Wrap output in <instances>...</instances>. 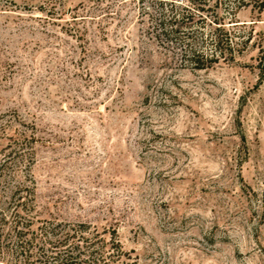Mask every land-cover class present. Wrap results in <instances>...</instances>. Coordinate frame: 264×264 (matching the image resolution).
<instances>
[{"label":"rangeland","instance_id":"374dc122","mask_svg":"<svg viewBox=\"0 0 264 264\" xmlns=\"http://www.w3.org/2000/svg\"><path fill=\"white\" fill-rule=\"evenodd\" d=\"M246 1L224 28L249 40L196 69L152 37L150 0H0V161L21 145L5 172L34 189L32 229L87 224L109 264H264V8Z\"/></svg>","mask_w":264,"mask_h":264},{"label":"trees","instance_id":"16d2710c","mask_svg":"<svg viewBox=\"0 0 264 264\" xmlns=\"http://www.w3.org/2000/svg\"><path fill=\"white\" fill-rule=\"evenodd\" d=\"M150 1L152 9L144 4L141 8L149 19L154 40L173 45L181 61L196 69L219 59L233 60L235 45L250 38L234 41L224 28V15L233 16L246 0ZM252 5L262 10L264 0H252ZM259 58L264 64V37L259 42ZM21 149V145L10 143L0 161V264H109L107 259L113 251L104 250L105 241L97 245L95 235L86 234L87 224L80 223L78 228L67 224V228H61L60 223L48 220L35 229L30 227L34 217L28 212L33 208L34 189L26 184L27 176L18 180L14 172H5L10 162L24 161ZM12 179L16 181L10 184ZM113 242L111 247H116Z\"/></svg>","mask_w":264,"mask_h":264}]
</instances>
